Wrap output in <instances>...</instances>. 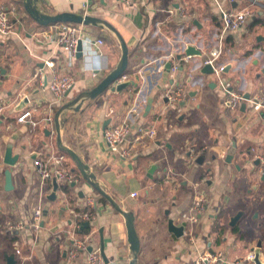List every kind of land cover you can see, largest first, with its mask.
<instances>
[{"label":"crops","instance_id":"obj_1","mask_svg":"<svg viewBox=\"0 0 264 264\" xmlns=\"http://www.w3.org/2000/svg\"><path fill=\"white\" fill-rule=\"evenodd\" d=\"M134 1L129 6L120 0H31L50 15L79 12L100 20L86 25L83 55L71 61L57 42L56 24L36 21L27 0H0V7H16L12 22L17 31L0 35V264L5 253L21 264H87L86 251L72 258L69 250L74 213L86 210L90 197L97 202L95 218L89 232L77 230L78 237L88 238L91 250L101 251L104 241L105 264H131L134 259L127 220L62 147L74 150L95 174V182L134 216L140 240L137 264H196L209 250L223 254L215 264H255L249 255L257 250L264 264V162L257 158L264 152V112L256 113L248 104L245 110L228 108L218 78L203 72L209 52L221 45L216 64L226 65L223 77L250 97L259 93L264 82V0ZM222 9H251L254 15L240 30L223 32ZM118 35L129 49L127 81L137 85L80 99L118 66ZM87 36L103 38L105 44H89ZM189 43L202 55L185 54ZM48 61L61 74L76 78L64 102L41 83V73L45 84L53 77ZM169 62L177 63L178 70L168 68ZM179 86L186 96L173 104L168 94ZM136 98L141 116L125 144L132 156L122 159L106 146L104 125L122 123ZM24 108L33 109L38 119L51 120L37 129L18 123ZM152 128L157 133L151 138L147 132ZM8 144L20 155L15 165L3 163ZM61 154L78 182L70 183L68 191L67 183L59 182L57 199L51 200L52 180L41 182L34 160ZM7 169L12 171V189L6 186ZM201 191L209 202L193 236L186 233L187 226L181 236L171 232L170 221L185 223L181 215ZM38 207L43 209L39 230L32 226ZM239 213L241 218L231 225ZM17 221L26 226L13 232L9 227Z\"/></svg>","mask_w":264,"mask_h":264},{"label":"built area","instance_id":"obj_2","mask_svg":"<svg viewBox=\"0 0 264 264\" xmlns=\"http://www.w3.org/2000/svg\"><path fill=\"white\" fill-rule=\"evenodd\" d=\"M125 4L129 5L133 4L134 0H120ZM253 4H257V0H252ZM16 13V7H0V35H14L17 34L15 24L12 22V15ZM83 14V13H82ZM87 15V14H86ZM253 11L251 9H245L240 12H232L229 10L222 9L221 17H222V31H237L245 24V22L253 17ZM86 24L84 23H71V22H58L55 25V34L56 39L59 45L64 47L70 57V60L73 61L77 58L78 46L80 41H84L82 38V33L85 31ZM86 41L89 44H97L98 46H102L105 44L103 38H98L93 41L90 37H85ZM222 55V46L214 48L209 52V56L205 59V64H211L213 67L214 75L218 78L219 84L222 89L226 91L228 98L226 100V105L228 108L232 110H238L241 108L243 102L248 104V107L256 113L264 112V82L260 86V91L256 95L247 99L245 97L244 92L237 91L233 89L231 83L227 81L223 74L226 69V65H217L216 61ZM48 67L52 70V80L49 83H44L43 74L41 73L42 85H45L48 90L54 94L58 102H64L67 96V92L72 89L76 85V78L72 75H64L61 74L54 61L47 62ZM91 71L95 69L89 67ZM172 71L178 70V64H172ZM129 79L128 75H124L121 77L117 83H122ZM186 92L182 86H179L168 94L169 100L173 104H179L181 101L185 99ZM140 100L135 99L133 105L130 107L126 119L115 126H108L104 130V138L106 142V146L108 149L117 154L122 159H128L132 156V150L130 147L125 144L128 142L129 137L135 127L136 120L139 118L140 111ZM4 107L0 106V115L3 111ZM47 120H51V118L43 117L42 119H38L35 117L34 110L31 108H24L17 117V122L24 124H29L33 129H37L42 122ZM157 133L155 128L150 129L147 134L149 137L155 136ZM257 158L262 162H264V152L259 154ZM65 154L61 155H50L46 158H36L34 160V166L37 168L41 182H49L54 177L57 178L59 182L66 183H77L78 178L74 173H72L68 167L65 166ZM135 196V194H133ZM190 205L189 209L182 213L181 219L186 223L188 233L190 236L194 234V226L199 222L200 215L207 209L208 206V198L204 192L198 193ZM88 203V208L81 212L74 213V221H75V229L72 230V245L70 247L69 253L72 258L77 257V255L82 252H87V264H105V257L103 256L100 250H91L89 248V239H80L77 234V230L81 228V225L85 221H91L95 218L97 202L94 198H88L86 200ZM43 209L42 207H38L32 218V226L39 230L42 227V219ZM25 223L22 221H17L10 225V229L13 232H16L20 229L25 228ZM17 254H21V251L17 249ZM222 255L220 252H215L209 250L201 254V256L196 261V264H215L222 259ZM249 258H255V255L252 253L249 255ZM232 264H240V262H235Z\"/></svg>","mask_w":264,"mask_h":264},{"label":"water","instance_id":"obj_3","mask_svg":"<svg viewBox=\"0 0 264 264\" xmlns=\"http://www.w3.org/2000/svg\"><path fill=\"white\" fill-rule=\"evenodd\" d=\"M26 7L28 9V11L30 12V14L35 18L36 21L40 22L43 25H50V24H58V22H71V23H84L86 25H91L94 23H97L98 21H100L97 17H92L86 14H82L79 12H62V13H58V15H50L47 14L45 12H43L40 8L38 9L37 6H35L33 3H31V0H27V4ZM107 26L113 30L114 27L110 26L109 24H107ZM118 34V33H117ZM118 37L121 40L122 43V58L118 64V66L109 73V75L102 80L94 89L86 92L85 95L81 96L80 99H82L83 97H90V98H96L97 96H99L100 94H102L105 90H107L108 88H110L113 92L114 91H122L124 89H126L127 87L134 85H137V83L132 80V81H124L122 83H117L118 80L123 77L124 75H126V71L128 69V63H129V49L127 47V44L125 43V41L123 40L122 37H120V35H118ZM184 53L187 55H202V53L200 51H198L196 49V47L189 43L186 45V47L184 48ZM83 55V41L79 42V46H78V53L77 56L78 57H82ZM182 58V55H179V59ZM173 63L169 62L168 63V68H171ZM213 67L211 64H205L204 68H203V72H207L208 74H213ZM245 97L247 99L250 98L249 94H245ZM26 101H28V97H26L23 102L21 103L20 108H22L24 106V104L26 103ZM150 107V106H149ZM242 109L245 110L246 107V102H243L242 104ZM149 109V108H148ZM57 128L59 129V122L57 120ZM108 122H105L104 125V129L106 128ZM60 136H59V140H60ZM65 151H67L71 157L74 159V161L76 162L79 171H81V173L83 174L84 178L90 183L92 184L93 187H95V189L99 190L101 192V194L108 199L109 202H111L116 208L119 209V211L123 214V216L125 217V219L127 220V228H128V238H130V242L132 245V251L134 253V259L132 260L131 264H137V259H138V252L140 249V240L137 237V233L135 230V220H134V216L128 212L125 211L124 209L120 208V206H118V203L115 202L113 200V198L100 186V184H97L95 182V174L90 173L89 172V166L84 163V161L81 159L80 156H78V154L70 149V148H66V147H62ZM13 145L12 144H8L6 147V152L3 158V163L6 165H15L20 158L19 154L14 155L13 153ZM236 151V144H234L232 147H230L229 149V153L226 157V161L231 162L233 157H234V153ZM256 164H261V162L259 160H256ZM156 169V165H153V167L151 168L150 175L153 174V172ZM6 186L7 189H12L13 185H12V171L10 169H7L6 171ZM262 178L264 179V173ZM52 184L54 185V190L53 192L48 196L49 199L51 200H56L57 199V193L59 191V187L60 185H58V181L57 178H53L52 179ZM82 197H83V193H81ZM242 215V213H239L238 215L234 216L231 220V225H235L239 219L241 218L240 216ZM92 226V222L91 221H85L83 222V224L81 225L80 228V232L83 231L86 228H91ZM186 227V223H183L181 226H177L173 220L170 221L169 224V229L170 231L174 232L175 234L181 236L183 234V230ZM261 246V244H259V247ZM102 254L104 256V241L102 243ZM254 258V262L255 264H263L260 260V253L257 250ZM105 257V256H104ZM107 259V258H106ZM4 260L5 263L4 264H21V261L16 258V256L14 254H4Z\"/></svg>","mask_w":264,"mask_h":264},{"label":"trees","instance_id":"obj_4","mask_svg":"<svg viewBox=\"0 0 264 264\" xmlns=\"http://www.w3.org/2000/svg\"><path fill=\"white\" fill-rule=\"evenodd\" d=\"M138 89L136 88V91H137ZM103 94V93H102ZM102 94H100L99 96H97V97H100ZM96 97V98H97ZM95 98V99H96ZM81 174V173H80ZM71 189V185H70V183H67V184H65L64 185V190L65 191H68V190H70ZM103 197V199L104 200H106V198L104 197V196H102ZM90 231V228H86V229H84L83 231H81V233L80 234H82V233H86V232H89Z\"/></svg>","mask_w":264,"mask_h":264}]
</instances>
